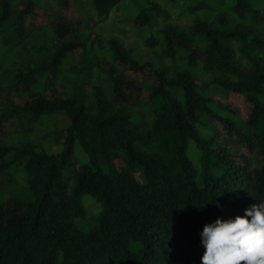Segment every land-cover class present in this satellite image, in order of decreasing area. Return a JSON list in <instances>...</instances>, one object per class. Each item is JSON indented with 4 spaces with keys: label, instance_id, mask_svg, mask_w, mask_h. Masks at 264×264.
Listing matches in <instances>:
<instances>
[{
    "label": "trees",
    "instance_id": "1",
    "mask_svg": "<svg viewBox=\"0 0 264 264\" xmlns=\"http://www.w3.org/2000/svg\"><path fill=\"white\" fill-rule=\"evenodd\" d=\"M118 2L92 0V6L98 19L105 20ZM229 4L244 20L235 21L225 11L204 20L198 12L212 6L209 0H200L191 8L190 34L172 24L157 32L163 57L174 60L184 52L189 67L202 63L211 84L250 102L245 127L230 118L235 114L226 107L223 114L215 110L216 102L203 94L204 85L190 70L174 73L168 66L140 62L114 38L108 41L111 57L133 73L148 71L154 83L140 106L142 84L123 73L105 72L106 91L97 82L99 65L75 23L59 13L53 24L46 25L56 41L51 45L46 41L45 57L34 64L23 62L13 81L0 83V133L9 120L31 132L42 116L56 112H64L69 124L58 153L38 151L33 143L0 142V188L7 181L3 175L16 165L28 176L27 189L33 195L29 201H0V264H200L204 224L217 217L243 216L250 205L264 201V0ZM63 5L68 8L70 3ZM34 6L28 2L13 11L11 24L18 41L25 39L24 21ZM10 14L9 0H0L1 35ZM134 21L151 26L143 7ZM194 37L202 49L196 48ZM159 44L151 32L145 45ZM76 50L81 51L82 64L74 68L67 58ZM4 61L0 55V73ZM65 68L72 74L61 81ZM43 77L47 85L60 82L57 86L64 95L36 90ZM13 89L27 97L22 104L3 97ZM137 107L146 108L148 122L134 119ZM203 118L218 122L249 155L220 147ZM76 142L90 157L77 166ZM190 143L195 164L188 155ZM82 194L103 206L87 232L76 223L85 214Z\"/></svg>",
    "mask_w": 264,
    "mask_h": 264
},
{
    "label": "rangeland",
    "instance_id": "2",
    "mask_svg": "<svg viewBox=\"0 0 264 264\" xmlns=\"http://www.w3.org/2000/svg\"><path fill=\"white\" fill-rule=\"evenodd\" d=\"M70 3L65 8L63 2ZM200 0H119L115 9L112 10L109 18L99 20L96 16L92 0H9L10 19L5 27V34H0V55L5 59L4 67L0 73V83L6 84L14 79L17 68L23 67V62L37 63L45 57L47 46L53 44L56 40L53 32L46 25L53 24L57 14L62 13L68 23H75L76 30L82 40H87V50L91 58L98 63L99 71L97 74V82L107 91L108 85L105 72H113L114 74L123 73L138 84H142V90L138 101L139 106L148 100V92L154 83L153 76L148 72L133 73L128 70L127 66L114 60L111 57V51L108 45L110 39H117L121 42V46L132 53L134 58L140 62L150 61L154 64L168 66L174 73L180 70H190L192 76L198 84H203L202 92L204 95L212 98L216 102L215 110L223 114V108L229 109L235 115L230 118L237 124H243L252 110V105L246 98L239 93H224V91L210 83V75L204 72L202 63H197L189 67L186 62L184 52H179L174 60L165 58L161 54V35L157 31L166 24H172L179 29L186 30L189 34L192 31V23L194 15L191 8ZM34 3L33 14L24 21L25 39L18 41L14 37V28L12 27L13 11L22 8L26 3ZM212 8L207 11L198 12V15L207 21L213 19L218 12H227L229 17L235 21L244 20L232 11L229 7V0H209ZM260 5L259 2H256ZM143 7L146 9L150 17L151 26H138L135 24L134 17L138 10ZM39 26H46L40 29ZM13 31V32H12ZM153 32L155 37L160 39V44L154 48L145 45L146 39ZM96 36V38L94 37ZM196 37H194L195 39ZM5 41H8L5 44ZM29 41V45L27 44ZM46 41L49 43L46 44ZM16 44L19 48L10 46L7 50L5 45ZM197 49H202V44L195 39ZM235 48H238L235 43ZM6 47V46H5ZM81 51L76 50L67 58V64L71 67H79L82 64ZM237 55L239 53H236ZM20 65V66H19ZM68 68V66H66ZM63 69L60 80L67 81L71 76V72ZM96 73V72H95ZM59 81V80H58ZM48 84L47 79L43 77L36 85V90L43 92L44 95L50 96L54 93L56 96L64 95L60 82L56 85H47L46 91L43 90L44 84ZM89 91V90H88ZM3 97L22 104L26 100V96L13 89L8 95L3 93ZM219 105V106H218ZM134 119L144 124L148 122V116L145 107H137L134 110ZM205 124L212 126L214 135L218 140V145L227 148L231 152H237L241 155H249L243 146L238 144L232 137L225 134L223 127L215 121L203 118ZM69 122L64 112H56L42 116L39 121L33 124L31 132L21 131V126L16 120L4 122L3 129L0 133V142L19 145L21 143H33L38 146V151L46 153H58L64 146L65 129ZM188 155L192 162L196 163V151L194 144L190 143L188 147ZM73 157L75 165L87 163L90 159L89 155L83 150L81 144L76 142L73 148ZM117 167L122 162L117 159ZM69 170V169H68ZM137 178L138 172L136 173ZM7 181L0 188V201L6 202L10 198H17L20 201H29L33 199L32 193L27 189L28 176L24 171L17 170L16 165L11 166L9 171L3 175ZM68 182H71L70 176H66ZM1 181V180H0ZM80 203L85 209L82 218L76 220L77 226L87 232L92 224L96 222L97 216L102 212L103 206L95 197L82 194L79 197Z\"/></svg>",
    "mask_w": 264,
    "mask_h": 264
},
{
    "label": "clouds",
    "instance_id": "3",
    "mask_svg": "<svg viewBox=\"0 0 264 264\" xmlns=\"http://www.w3.org/2000/svg\"><path fill=\"white\" fill-rule=\"evenodd\" d=\"M200 264H264V201L244 210V215L203 225Z\"/></svg>",
    "mask_w": 264,
    "mask_h": 264
}]
</instances>
